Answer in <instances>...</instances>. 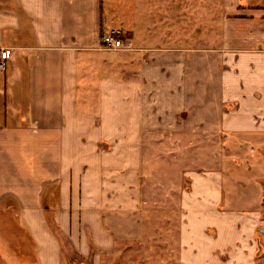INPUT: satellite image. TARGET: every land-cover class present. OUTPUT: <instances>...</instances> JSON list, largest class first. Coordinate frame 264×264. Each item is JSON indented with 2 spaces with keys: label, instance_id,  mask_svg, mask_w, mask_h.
<instances>
[{
  "label": "crops",
  "instance_id": "crops-1",
  "mask_svg": "<svg viewBox=\"0 0 264 264\" xmlns=\"http://www.w3.org/2000/svg\"><path fill=\"white\" fill-rule=\"evenodd\" d=\"M189 2H120L110 49L112 0H0V201L41 264H67L48 217L94 264L170 217L180 264H264V1L169 32Z\"/></svg>",
  "mask_w": 264,
  "mask_h": 264
},
{
  "label": "rangeland",
  "instance_id": "rangeland-1",
  "mask_svg": "<svg viewBox=\"0 0 264 264\" xmlns=\"http://www.w3.org/2000/svg\"><path fill=\"white\" fill-rule=\"evenodd\" d=\"M112 1L114 2L113 6L109 7L107 5L106 13H114L113 15L117 14L114 20L116 22V27H118L124 19L122 14H124L123 8L125 6H122V4L125 3V0ZM189 1V5H186H191L192 11L188 9L185 10V12L183 11L184 18L178 20L179 24L167 23L168 31L173 32L180 28L184 32H191L195 25L188 19H196L207 21V25L204 24L203 26L202 35L207 32H209V35L216 33L217 29L220 27L222 12L221 0ZM250 1L251 2H248L249 4L260 3L264 0ZM118 6L119 11H116ZM204 6L208 8L206 9ZM189 12H192V17L189 16ZM116 29H121L123 32L121 38L124 41V46L120 47V49H123L126 47L124 29L120 27ZM194 34L195 33H193L192 36ZM256 153L260 154V148H257ZM19 209L16 202H10L9 200L0 201V264H41L39 249L32 234L28 231L23 223V219L20 217ZM162 218L164 217H161V219ZM170 219H172L170 223L165 219L163 225L157 224L156 227L159 231L154 232L155 238L145 239L142 244L137 242H117V247H115L116 250L114 252L110 253L107 250H101V259L99 262H101V264H180L181 243L177 231L180 222L177 218L170 217ZM48 220L50 227L60 239L67 264H94L92 257L83 256L75 248L70 237L60 231L54 218L48 217ZM149 228L151 229V227ZM258 234L261 240L264 239V234H262V232H258Z\"/></svg>",
  "mask_w": 264,
  "mask_h": 264
},
{
  "label": "built area",
  "instance_id": "built-area-1",
  "mask_svg": "<svg viewBox=\"0 0 264 264\" xmlns=\"http://www.w3.org/2000/svg\"><path fill=\"white\" fill-rule=\"evenodd\" d=\"M121 29L112 28L103 35V43L107 48L110 49H120L124 46V41L121 38ZM11 54V49L8 47H3L0 50V66L3 68L5 66L6 58Z\"/></svg>",
  "mask_w": 264,
  "mask_h": 264
},
{
  "label": "flooded vegetation",
  "instance_id": "flooded-vegetation-1",
  "mask_svg": "<svg viewBox=\"0 0 264 264\" xmlns=\"http://www.w3.org/2000/svg\"><path fill=\"white\" fill-rule=\"evenodd\" d=\"M262 228H264V226L263 227H260L259 229H262ZM260 232H261V230H259ZM262 233H264V232H262Z\"/></svg>",
  "mask_w": 264,
  "mask_h": 264
},
{
  "label": "water",
  "instance_id": "water-1",
  "mask_svg": "<svg viewBox=\"0 0 264 264\" xmlns=\"http://www.w3.org/2000/svg\"><path fill=\"white\" fill-rule=\"evenodd\" d=\"M261 230V232H264V228H262V229H260Z\"/></svg>",
  "mask_w": 264,
  "mask_h": 264
}]
</instances>
